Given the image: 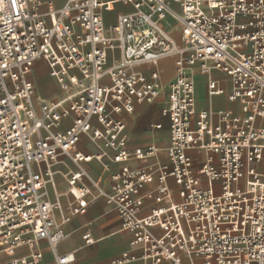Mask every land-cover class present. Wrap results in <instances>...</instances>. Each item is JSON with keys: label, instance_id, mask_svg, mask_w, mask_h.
Here are the masks:
<instances>
[{"label": "built area", "instance_id": "obj_1", "mask_svg": "<svg viewBox=\"0 0 264 264\" xmlns=\"http://www.w3.org/2000/svg\"><path fill=\"white\" fill-rule=\"evenodd\" d=\"M118 4L131 10L107 28ZM169 18L180 42L164 28ZM167 58L175 78L162 163L154 144L127 149L117 116L157 100L160 73L140 68ZM39 61L61 90L42 104ZM196 67L207 97L226 95L236 113L197 111ZM83 139L96 153L79 149ZM65 159L74 170L63 173L71 201L62 204L55 167ZM93 162L104 172L121 166L104 183L85 169ZM99 198L132 235L114 264H264V0H0V264H43L44 243L56 264L76 262L58 252L64 224ZM146 202L155 205L147 213Z\"/></svg>", "mask_w": 264, "mask_h": 264}, {"label": "crops", "instance_id": "obj_2", "mask_svg": "<svg viewBox=\"0 0 264 264\" xmlns=\"http://www.w3.org/2000/svg\"><path fill=\"white\" fill-rule=\"evenodd\" d=\"M51 1L55 7H61L64 4V0H44ZM131 10V7H125L121 4L115 6V9L105 15V23L107 28L116 23L117 17L121 13H126ZM171 20V19H170ZM172 21V20H171ZM168 22V20H166ZM173 22V21H172ZM166 25V24H165ZM170 28L168 29L173 37L180 42L181 34L177 37L173 33L171 24H167ZM175 60L173 58H167L158 65H148L141 67L140 70L145 74H149L152 71H158L161 76L162 89L161 95L153 104H136L135 111L132 114L122 113L118 115L126 125V135H128L127 149L133 151L137 148H147L150 144L156 145L160 149V160L162 163L167 162L166 148L169 145L170 134H169V119L162 116V111L168 105V92L170 84L175 78ZM35 78L37 84V93L35 101L38 104H42L44 101L57 99L61 95V90L58 83L49 76V71L44 62L39 61L35 64ZM45 67L47 71L46 77L39 75V69ZM196 75V87L195 98L197 94H201L200 98H197V111H203L204 109H210L214 106V112L220 110H228L236 113L239 108V103L229 101L226 95L209 99L207 97V78L201 75L199 68L194 69ZM213 77L216 80L224 81L229 87L228 79L222 73L215 72ZM49 83L52 89L45 90L43 87L45 83ZM161 99V100H160ZM155 105H158L155 108ZM150 111V113H149ZM149 114V115H148ZM152 115L154 118L148 125V117ZM161 124V130H154L151 125ZM79 149L88 154L96 153V148L87 144L86 139H83L79 145ZM113 153V152H111ZM137 163H129V166L133 168ZM121 165H112L110 172H104L99 167L98 163L93 162L85 164V169L91 174L95 180H101L107 183L111 175L120 168ZM55 170L60 172L56 177V184L58 193L62 196L60 202L66 204L71 201V198L64 195L67 191V183L63 176V173H69L74 170V165L69 159L63 160L60 165L55 167ZM170 187H172L173 198L178 201V187L175 185L173 179H169ZM156 185V182L147 186L148 190H151ZM52 189V188H51ZM57 197L55 191L52 189L49 194V200L52 202L56 201ZM153 202L145 203V213L154 207ZM88 211L80 216L72 217L71 221L64 224V230L66 238L64 242L59 246L58 252L64 254L67 252H74L75 261L72 264H114L115 260L118 259L123 253L131 251V233L123 231L120 224V219L117 211L108 206L105 201L99 198L96 201L90 200ZM57 221L60 222V218L57 217ZM90 233L94 244L88 245L85 242L84 235ZM43 252V264H56L53 254L49 250L48 244L44 243L40 248ZM135 254L140 255V251H135ZM131 264H150L142 260L135 261ZM169 264V263H163Z\"/></svg>", "mask_w": 264, "mask_h": 264}, {"label": "rangeland", "instance_id": "obj_3", "mask_svg": "<svg viewBox=\"0 0 264 264\" xmlns=\"http://www.w3.org/2000/svg\"><path fill=\"white\" fill-rule=\"evenodd\" d=\"M171 24V27H172V29H173V33H174V35L177 37L178 35H180L179 34V32H180V27L176 24V23H174V22H172L171 20H170V18L168 19V22H166V24ZM169 27V26H168ZM170 28V27H169ZM39 75L41 76V77H46V75H47V71H46V68L45 67H42V68H40L39 69ZM192 77H193V79L195 80V78H196V75H192ZM196 81V80H195ZM196 84H197V82H196ZM198 87H196V89H197ZM43 89H45V90H50V89H52V87L50 86V84L47 82V83H45V86L43 87ZM196 95H197V98H200L201 97V94L199 95V94H197L196 93ZM161 100V99H160ZM158 107V105H155V108H157ZM212 109L214 110V106L212 107ZM149 113H150V111H149ZM151 114V113H150ZM149 115V114H148ZM148 125H150V123H151V120H153L154 118L152 117V115H150L148 118Z\"/></svg>", "mask_w": 264, "mask_h": 264}, {"label": "bare ground", "instance_id": "obj_4", "mask_svg": "<svg viewBox=\"0 0 264 264\" xmlns=\"http://www.w3.org/2000/svg\"><path fill=\"white\" fill-rule=\"evenodd\" d=\"M166 19H165V21L163 22V25H164V28H167V29H169V27H168V25L166 24ZM160 95H161V92H160V94L158 95V97L156 98L157 100H158V98L160 97ZM196 105H197V102H196ZM65 174H67V173H65ZM56 188H57V184H56ZM46 190H47V192L50 194L51 193V186L50 185H48L47 186V188H46Z\"/></svg>", "mask_w": 264, "mask_h": 264}]
</instances>
